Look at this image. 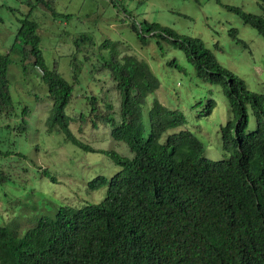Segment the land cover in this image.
I'll return each instance as SVG.
<instances>
[{
	"label": "trees",
	"instance_id": "16d2710c",
	"mask_svg": "<svg viewBox=\"0 0 264 264\" xmlns=\"http://www.w3.org/2000/svg\"><path fill=\"white\" fill-rule=\"evenodd\" d=\"M20 1L29 11L21 12L9 53L0 55V121L15 115L8 79L15 53L24 71L32 66L47 86L52 101L48 133L59 130L74 146L97 152L70 129L67 108L74 88L57 66H47L39 25L33 19L35 8H45L55 18L62 15L51 0ZM258 3L261 15L226 8L264 39V0ZM3 7L15 11L8 4ZM132 30L143 43L153 38L160 48L163 42L181 50L203 82L221 87L230 111V119L220 127L221 143L230 156L209 159L203 141L186 129L181 110L169 109L157 99L147 107L149 97L160 88L147 62L129 54L114 57L102 67L110 71L119 95V119L113 112L101 113L97 96L88 97L89 113L93 127L102 121L133 158L101 152L121 171L89 183L92 192L106 188L100 203L81 208L61 205L52 216L38 212L37 225L22 236L0 222V264H264V93L249 90L201 39L147 21L132 24ZM232 33L237 35L236 30ZM169 65L179 68L174 61ZM214 108L210 100L199 117H209ZM29 115L24 108L20 133L27 132ZM80 122L86 123L85 114ZM44 174L50 177L48 171ZM5 180L0 171V182Z\"/></svg>",
	"mask_w": 264,
	"mask_h": 264
},
{
	"label": "rangeland",
	"instance_id": "374dc122",
	"mask_svg": "<svg viewBox=\"0 0 264 264\" xmlns=\"http://www.w3.org/2000/svg\"><path fill=\"white\" fill-rule=\"evenodd\" d=\"M51 1L62 17L51 16L45 8L42 11L35 8L33 13L39 25L43 54L47 66L50 69L57 66L74 88L67 108L72 119L71 131L97 152L74 146L59 130L48 133L46 121L52 101L47 86L32 66L24 71L20 56L12 54L8 79L15 115L9 121H0V152H10L0 156V171L6 177L0 182V222L18 236L37 225L38 212L52 216L61 205L81 208L105 198L106 188L92 192L89 183L99 176L110 179L121 168L102 151L133 158L128 146L114 140L112 130L102 121H98V128L93 127L89 113L88 97L97 96L101 113L113 112L119 119V95L110 71L102 67L119 55L122 58L129 54L144 60L158 78L160 88L149 97L147 107L157 99L169 109L181 110L188 121L186 129L203 141L209 159L220 161L230 156L221 143L220 127L230 119L221 87L203 82L181 50L163 42L160 48L153 38L141 42L132 24L147 21L201 39L218 62L239 76L249 90L264 93V39L226 8L239 7L247 13L261 15L258 0ZM4 4L15 11L3 7ZM24 5L20 0H0V55L11 49L18 19L29 11ZM232 30L237 31L236 36ZM172 61L179 68L169 65ZM210 100L215 102L212 114L199 117L198 112ZM199 103L204 106L196 110ZM107 105L113 107L112 111L107 110ZM24 108L29 109L30 115L28 130L23 134L18 128ZM82 114L86 115L85 124L80 122ZM251 127H255L253 117ZM32 204L37 211L32 210Z\"/></svg>",
	"mask_w": 264,
	"mask_h": 264
}]
</instances>
